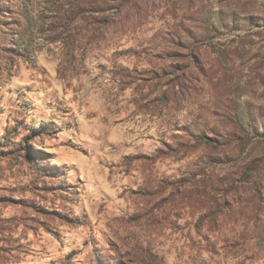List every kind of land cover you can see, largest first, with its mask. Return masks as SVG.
Masks as SVG:
<instances>
[{"label": "rangeland", "instance_id": "1", "mask_svg": "<svg viewBox=\"0 0 264 264\" xmlns=\"http://www.w3.org/2000/svg\"><path fill=\"white\" fill-rule=\"evenodd\" d=\"M238 124L264 0H0V264H264Z\"/></svg>", "mask_w": 264, "mask_h": 264}, {"label": "trees", "instance_id": "2", "mask_svg": "<svg viewBox=\"0 0 264 264\" xmlns=\"http://www.w3.org/2000/svg\"><path fill=\"white\" fill-rule=\"evenodd\" d=\"M237 126L240 138L242 139L240 146L244 149L250 148L251 151L262 150L261 153L259 151L260 156L255 157L250 163L244 165V170L241 173L239 181L241 183H248L255 181L259 175H264V127L256 125L245 126L243 124H238ZM55 169L59 170V168Z\"/></svg>", "mask_w": 264, "mask_h": 264}]
</instances>
